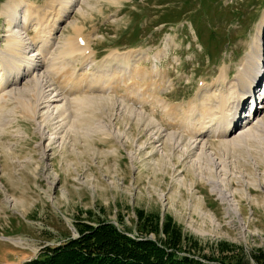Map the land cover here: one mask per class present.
Wrapping results in <instances>:
<instances>
[{
  "label": "rangeland",
  "instance_id": "rangeland-1",
  "mask_svg": "<svg viewBox=\"0 0 264 264\" xmlns=\"http://www.w3.org/2000/svg\"><path fill=\"white\" fill-rule=\"evenodd\" d=\"M8 1L0 0V51L11 27L29 21L19 34L39 45L36 35L54 24L46 78L33 80L35 69L0 87V264L65 240L77 220L106 219L133 236L139 212L167 215L182 245L205 255L222 245V257L264 264L260 66L259 107L249 116L241 108L248 83L229 103L232 132L193 135L216 95L228 94L221 69L231 82L252 47L260 44L256 64L264 58V0H71L65 16L63 0H25L11 27ZM0 58V77L3 59L21 62ZM45 79L63 91L59 102H43Z\"/></svg>",
  "mask_w": 264,
  "mask_h": 264
},
{
  "label": "trees",
  "instance_id": "trees-1",
  "mask_svg": "<svg viewBox=\"0 0 264 264\" xmlns=\"http://www.w3.org/2000/svg\"><path fill=\"white\" fill-rule=\"evenodd\" d=\"M137 220L133 236L129 229L122 230L106 219L77 220L76 236L44 245L36 256L19 264H241L222 257L228 251L222 245L217 248L219 254L211 255L203 254L190 240L182 245L167 215L161 220L160 214L139 212Z\"/></svg>",
  "mask_w": 264,
  "mask_h": 264
},
{
  "label": "bare ground",
  "instance_id": "bare-ground-1",
  "mask_svg": "<svg viewBox=\"0 0 264 264\" xmlns=\"http://www.w3.org/2000/svg\"><path fill=\"white\" fill-rule=\"evenodd\" d=\"M13 2H7V4L4 5V15L6 14L9 18V24H10V27H11V23L13 22L14 19H18L16 18L17 14H18V9H20V6H24L26 3H25V0H23L19 5H17L16 3V0H12ZM60 2L59 4L61 5L60 8H61V16H65V14L67 13V11L69 10V7L72 5L71 4V0H63L62 2L61 1H58ZM15 4L14 7L11 5V4ZM24 8V7H23ZM29 11V10H28ZM57 19L59 18H56L55 20L57 21ZM47 22H50V21H47ZM27 23L29 24L30 22L26 20V22H24V24L21 25H18L16 26L17 29H15V25H14V29L12 30V27H11V35H12V39L10 40V42H8L9 46L7 47L6 50H2L0 51V55H11L12 57L14 56H19L20 57V61H17L15 63V67L13 68H10L7 63L4 61L3 59V66L2 68L4 69L3 73L1 74V77H0V87L2 86H6V84H8L10 82V84L12 83L13 85H16L18 83V81L23 78L24 76V72L29 75L31 74V71L34 72V77H33V80H38L40 78H44L45 77V73H41L43 71L40 72V69L41 67L43 66L44 62L46 61L45 59V55H43L45 52V50L47 48H49V46L52 45L51 43V30L53 29L51 25V30H47L45 33L46 34H43L41 31L40 33H38L36 35V41L38 39L41 38V41H42V45L41 44H36V45H31L33 44L35 41H33V39L31 40H26L24 37L20 36L19 32H22L23 29H27ZM48 25V23L46 24ZM48 26V27H49ZM56 26V25H55ZM54 26V27H55ZM20 28V30H19ZM43 29V28H42ZM49 29V28H48ZM39 32V31H38ZM24 32H22L23 34ZM10 35V34H9ZM45 37V38H44ZM44 41V42H43ZM44 43V44H43ZM83 43V42H82ZM36 49H34V47H36ZM82 46V45H81ZM260 46V44L257 45V48ZM84 47V46H83ZM81 47V48H83ZM86 47V45H85ZM79 48V47H78ZM77 48V50H78ZM257 48H254L252 47V50H250L245 59H244V62H243V66L238 70L237 74L235 75V78L233 81L231 82H227V79H228V73H227V67H223L221 69V81L225 83V86H228L227 90H228V94L224 95V93L221 95H216V102H217V108L216 110L213 109V111H211L210 113H207V118H208V121L201 124L200 125V128L198 129V131L194 130L193 127H195L193 124V127L191 126V124L189 125V130L193 129V135H197V134H203V135H207V136H219V135H223V134H227L228 131L232 132L230 128V124L232 123V121H230L231 119L227 120V116L229 115V113L231 112V109H229L231 106H233L234 104L230 105L229 106V103L232 102L234 100V98L237 97V93H238V90L240 91L241 88L243 86L246 87V85L248 83H250V89L253 91L250 92V94H248L246 96V98L244 99V105H242L241 103V108L243 107H246L248 106L249 107V111L247 113V115L249 116L251 114V112L253 111V108L255 107V105H257V107H259L260 105V102L263 100L262 99V96L261 94H259V92L257 91H254V89L256 90L255 88V77H256V72L255 70L259 68L260 66V73H261V76L258 75V78H260V81L257 83V86L261 84V82L263 83L264 82V58L261 60L258 61V63L256 64L255 60L257 59L258 57V53L260 51V49H257ZM90 49H88L89 51ZM259 50V51H258ZM84 51V49L81 51V53ZM91 51V50H90ZM258 51V52H257ZM262 54V53H261ZM85 55H87V53H85ZM88 56V55H87ZM2 57V56H1ZM262 57V55H261ZM5 58V57H4ZM55 58V57H54ZM1 59V58H0ZM260 61L262 62L261 65H260ZM128 63V62H127ZM87 66V65H86ZM45 70H46V67H45ZM39 71V72H38ZM48 72V71H47ZM246 73L248 75H246ZM33 74V73H32ZM48 74V73H47ZM14 75V78L13 80H9V78H11V76L13 77ZM26 76V75H25ZM46 78V77H45ZM45 85H44V92L46 93V95H44L45 97L42 99L43 102H54V101H58V99H60L62 96H60V94L63 92H59L55 89V87L52 85L53 83L50 82V80H46L45 79ZM222 83V84H224ZM47 84V85H46ZM52 86V87H51ZM104 86V85H103ZM47 87V89H46ZM15 89V88H14ZM5 90V89H4ZM17 90V89H16ZM16 90H15V93H16ZM47 91V92H46ZM5 91H3L4 93ZM13 92V90H12ZM19 93V92H18ZM43 93V92H42ZM43 93V94H45ZM243 93V92H242ZM261 93V92H260ZM7 94V93H6ZM14 94V93H13ZM4 95V94H3ZM9 95V94H8ZM11 96V95H10ZM263 96H264V91H263ZM250 98L252 99V102H250ZM238 99V98H237ZM42 102V101H41ZM59 102V101H58ZM252 103L250 106L247 105V103ZM258 102V104H257ZM44 105V104H43ZM42 105V106H43ZM50 106V104H48ZM57 104L53 105L54 106V109H58V105L56 106ZM62 107V106H61ZM256 107V108H257ZM44 108V107H43ZM51 108V107H50ZM239 106L237 104V107L235 109L238 110ZM47 109V108H46ZM53 109V108H51ZM211 109V108H210ZM233 110V109H232ZM194 112V111H193ZM237 111L234 112V116L236 115ZM194 115V114H193ZM234 116L233 117V120H234ZM238 117L242 118L240 116V114L238 115ZM251 118V117H250ZM254 118V117H253ZM194 119V118H193ZM206 120V119H205ZM250 120V119H249ZM230 121V122H229ZM241 121V120H240ZM243 121V120H242ZM248 121V120H247ZM234 122V121H233ZM192 123V121H191ZM199 123V122H198ZM211 123H213L209 128L206 129V125H210ZM206 124V125H205ZM226 124V125H224ZM241 125V124H240ZM199 126V125H198ZM197 128V126L195 127ZM256 129L258 128H261L262 130H264V122H263V119H257V122H256V126H255ZM233 129V128H232ZM261 129H258V130H261ZM252 129L250 128V130H245L243 132H241L239 134V136L236 137V140H238L239 138H243V137H246L247 135H249L251 133ZM192 132V131H191ZM207 132H209L210 134H206ZM253 133V132H252ZM195 135V136H196ZM255 136V135H254ZM253 137V136H252ZM258 138V137H257ZM235 140V141H236ZM195 143V142H194ZM227 143V142H226ZM227 194H224V196L227 198L228 195L226 196ZM230 197V196H229ZM14 243H20V240L18 239H13Z\"/></svg>",
  "mask_w": 264,
  "mask_h": 264
},
{
  "label": "built area",
  "instance_id": "built-area-1",
  "mask_svg": "<svg viewBox=\"0 0 264 264\" xmlns=\"http://www.w3.org/2000/svg\"><path fill=\"white\" fill-rule=\"evenodd\" d=\"M75 234V233H74Z\"/></svg>",
  "mask_w": 264,
  "mask_h": 264
}]
</instances>
